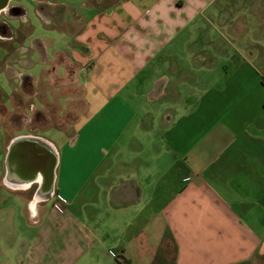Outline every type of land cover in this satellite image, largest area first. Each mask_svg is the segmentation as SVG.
<instances>
[{"label":"crops","instance_id":"0c3cea01","mask_svg":"<svg viewBox=\"0 0 264 264\" xmlns=\"http://www.w3.org/2000/svg\"><path fill=\"white\" fill-rule=\"evenodd\" d=\"M20 1L0 77L30 43L27 99L45 80L74 129L8 135L0 81V264H264V0ZM19 137L56 154L49 190Z\"/></svg>","mask_w":264,"mask_h":264},{"label":"rangeland","instance_id":"374dc122","mask_svg":"<svg viewBox=\"0 0 264 264\" xmlns=\"http://www.w3.org/2000/svg\"><path fill=\"white\" fill-rule=\"evenodd\" d=\"M18 2H12V4H17ZM26 8L30 10L31 5L27 0L20 1ZM30 43H28L29 45ZM27 43H23V45L17 46L19 49L15 53V60L14 62L9 63L8 65V73L6 76L3 74L2 77H0L1 81V88L2 92L7 96V94H10V92L17 90L16 94L14 95V101L12 103L11 108L14 110L12 114H9L8 116L3 118V125L8 133V135L19 133V132H34L36 130H39L41 128H44L48 125H51L49 129L43 131H38L41 135L43 134L52 142H54L57 145V148L59 149L61 147L62 141L65 140V136L57 132L56 128H64L67 134H71L74 126L72 123L73 117L70 110L62 109L63 107L59 106L57 107V96L54 94V96H50L49 94H46L45 91L48 88L46 81L42 80L43 82L40 83L39 90L40 93L37 94L36 97H33L30 99H27V94L32 91V87L30 82L31 79L29 77H26L27 72L30 71L31 74H39L42 73L43 69L47 67L48 65L42 62H37V59L33 61L31 55L27 54ZM15 46V45H14ZM4 51H0V61L1 65H5L6 63L4 60ZM27 61H29L27 63ZM33 71V72H32ZM32 93V92H31ZM30 94V93H29ZM49 95V96H48ZM38 99V100H37ZM33 102H36L35 105H33ZM33 105V107H31ZM38 107H40L38 109ZM37 110H36V109ZM39 113L40 117L45 116L50 118V123H44L46 121L42 119H39L38 121H34V119L28 120V115L30 113ZM64 119V120H63ZM49 120V119H48ZM17 213L16 219L18 220V230L21 232L22 230L26 229V224H31V220L24 216V213H21L20 206L17 207ZM23 215V217L21 216ZM18 216V217H17ZM3 226L6 225V222L2 223ZM1 225V224H0ZM31 230V229H29ZM21 245V241H20Z\"/></svg>","mask_w":264,"mask_h":264},{"label":"water","instance_id":"95a60500","mask_svg":"<svg viewBox=\"0 0 264 264\" xmlns=\"http://www.w3.org/2000/svg\"><path fill=\"white\" fill-rule=\"evenodd\" d=\"M5 4L6 0H3L2 6H4ZM38 142L45 146L44 150L46 151V153L44 152V156H39L41 151H39L40 149L36 147L38 145ZM21 144H24V146L26 147L23 154L27 155L23 168H25L29 172L32 171V173L28 176L29 178H27L29 180L35 179L37 173L40 171L43 176V184H45L47 186V189L49 190V187L51 186L53 180L54 166L56 164V154L54 153L53 149L46 142L41 141L37 138L19 137L14 139L13 144L10 147V153L13 152L15 148H17Z\"/></svg>","mask_w":264,"mask_h":264},{"label":"flooded vegetation","instance_id":"af4514ba","mask_svg":"<svg viewBox=\"0 0 264 264\" xmlns=\"http://www.w3.org/2000/svg\"><path fill=\"white\" fill-rule=\"evenodd\" d=\"M25 148H26V147L24 146V144H21L20 146L17 147V149H15V150H17L16 154H17V155H18V154H19V155H20V154H23ZM22 150H23V151H22ZM41 187H42V188H41L40 190L43 191V190L46 189L47 186H46L45 184H43Z\"/></svg>","mask_w":264,"mask_h":264},{"label":"trees","instance_id":"16d2710c","mask_svg":"<svg viewBox=\"0 0 264 264\" xmlns=\"http://www.w3.org/2000/svg\"><path fill=\"white\" fill-rule=\"evenodd\" d=\"M262 84L264 85V79L262 80Z\"/></svg>","mask_w":264,"mask_h":264}]
</instances>
